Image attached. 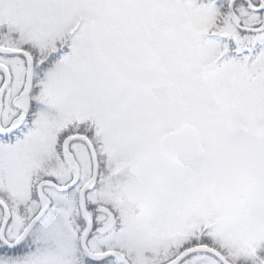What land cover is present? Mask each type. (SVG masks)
<instances>
[{
	"label": "snow or ice",
	"instance_id": "snow-or-ice-1",
	"mask_svg": "<svg viewBox=\"0 0 264 264\" xmlns=\"http://www.w3.org/2000/svg\"><path fill=\"white\" fill-rule=\"evenodd\" d=\"M0 264H264V0H0Z\"/></svg>",
	"mask_w": 264,
	"mask_h": 264
}]
</instances>
